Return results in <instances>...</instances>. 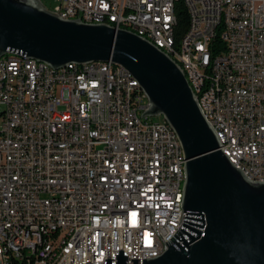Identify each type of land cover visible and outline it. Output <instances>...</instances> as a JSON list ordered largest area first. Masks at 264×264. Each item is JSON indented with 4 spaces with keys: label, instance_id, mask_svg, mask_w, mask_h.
Returning <instances> with one entry per match:
<instances>
[{
    "label": "built area",
    "instance_id": "1",
    "mask_svg": "<svg viewBox=\"0 0 264 264\" xmlns=\"http://www.w3.org/2000/svg\"><path fill=\"white\" fill-rule=\"evenodd\" d=\"M179 1L189 26L173 59L194 78L222 152L264 183V0H53L48 12L167 50ZM148 107L110 62L52 69L0 57V264L59 252L58 264H104L120 251L150 260L167 250L182 165L169 125L141 117Z\"/></svg>",
    "mask_w": 264,
    "mask_h": 264
},
{
    "label": "water",
    "instance_id": "2",
    "mask_svg": "<svg viewBox=\"0 0 264 264\" xmlns=\"http://www.w3.org/2000/svg\"><path fill=\"white\" fill-rule=\"evenodd\" d=\"M5 52L52 69L94 62L124 68L149 104L141 117H163L183 154L185 182L178 231L151 260L104 264H264V183L235 168L180 68L139 36L107 25L60 20L38 0H0V57Z\"/></svg>",
    "mask_w": 264,
    "mask_h": 264
},
{
    "label": "bare ground",
    "instance_id": "3",
    "mask_svg": "<svg viewBox=\"0 0 264 264\" xmlns=\"http://www.w3.org/2000/svg\"><path fill=\"white\" fill-rule=\"evenodd\" d=\"M175 18H172V30L174 31V26H175ZM88 25H99L96 23H88ZM140 38L148 41L143 35H137ZM150 44L154 45L156 48H158L161 52H163L164 54H166L179 68L180 70L183 72L182 70V65H179L176 61V51L174 48V44H173V37H168V49L165 50L163 47H160L159 44L157 43H151L150 41H148ZM94 63H99V62H94ZM114 67H120L117 65H114ZM184 74V77L188 83V86L190 87L193 95L196 98L197 101V97L195 95L196 93V86H195V82H194V78L192 77L191 74ZM135 86L137 87V89L142 92V90L140 89L138 83L135 81ZM142 94L144 95V93L142 92ZM145 96V95H144ZM198 107L202 113L203 116H206V108H205V104L203 101H197ZM207 121V123L210 125L211 127V120L210 119H205ZM175 143H177V150L179 152V164L182 165V168L180 169V177H179V188H178V199L182 198V192H183V187H184V182H185V176H184V161H183V154H182V149L180 146V143L175 135ZM181 203V200H180ZM163 253H157L155 254L154 258L151 259H155L157 257H160ZM59 259H67V252H59V256H56V254H49V259H40L39 260V264H58L59 263ZM150 259V260H151Z\"/></svg>",
    "mask_w": 264,
    "mask_h": 264
},
{
    "label": "trees",
    "instance_id": "4",
    "mask_svg": "<svg viewBox=\"0 0 264 264\" xmlns=\"http://www.w3.org/2000/svg\"><path fill=\"white\" fill-rule=\"evenodd\" d=\"M174 15H175V26H174V37L173 44L174 48L177 49L180 40L186 34L189 26V17L188 13L181 1L177 2L174 7Z\"/></svg>",
    "mask_w": 264,
    "mask_h": 264
},
{
    "label": "rangeland",
    "instance_id": "5",
    "mask_svg": "<svg viewBox=\"0 0 264 264\" xmlns=\"http://www.w3.org/2000/svg\"><path fill=\"white\" fill-rule=\"evenodd\" d=\"M38 1L40 2L42 7L46 11H52L56 7V4L53 2V0H38ZM139 114H141V113H139ZM142 121H143V119H142ZM146 121H149V122H163V117L161 115H159V116H151V117H147Z\"/></svg>",
    "mask_w": 264,
    "mask_h": 264
}]
</instances>
